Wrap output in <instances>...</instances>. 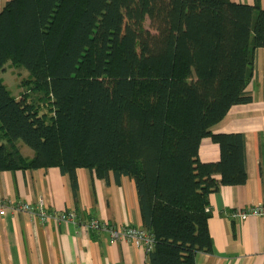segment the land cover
Returning a JSON list of instances; mask_svg holds the SVG:
<instances>
[{
	"label": "trees",
	"instance_id": "16d2710c",
	"mask_svg": "<svg viewBox=\"0 0 264 264\" xmlns=\"http://www.w3.org/2000/svg\"><path fill=\"white\" fill-rule=\"evenodd\" d=\"M260 49L256 3L10 0L0 12V71L21 67L29 89L15 98L0 80V172L58 168L74 197L78 169L126 177L154 238L148 264H196L212 250L209 196L247 181L244 137L210 130L252 101ZM27 92L49 97L50 112ZM206 138L219 147L215 163L199 161Z\"/></svg>",
	"mask_w": 264,
	"mask_h": 264
},
{
	"label": "crops",
	"instance_id": "0c3cea01",
	"mask_svg": "<svg viewBox=\"0 0 264 264\" xmlns=\"http://www.w3.org/2000/svg\"><path fill=\"white\" fill-rule=\"evenodd\" d=\"M9 1L0 0V12ZM229 1L256 3L264 9V0ZM246 91L252 101L232 107L210 132L244 137L247 181L241 186L221 187L209 196L207 227L212 250L198 254L196 264H264V218L240 222L230 218L234 210L264 200V49L255 53L253 77ZM17 149L26 159L34 156L18 143ZM219 154L210 138L201 142L200 162L215 163ZM75 175L76 197L58 168L0 172V205L5 208L0 216V264H148L147 254L131 243H110L106 235L86 232L73 222H40L13 212L15 205L35 206L41 201L47 213L73 211L84 221L93 218L113 226L142 228L132 180H117L112 173L107 179H98L87 169H78Z\"/></svg>",
	"mask_w": 264,
	"mask_h": 264
},
{
	"label": "built area",
	"instance_id": "2783aa9c",
	"mask_svg": "<svg viewBox=\"0 0 264 264\" xmlns=\"http://www.w3.org/2000/svg\"><path fill=\"white\" fill-rule=\"evenodd\" d=\"M5 208L0 205V216L5 214ZM208 211V209H206ZM14 213H25L37 218L40 222L54 220L56 222H73L79 225L86 232H93L104 234L107 236L110 243H131L135 248L143 250L148 253L153 249L154 238L143 228L130 226H113L106 222H101L96 219H89L83 221L78 215L73 212H65L59 215L54 213H47L43 210V203L40 201L35 206L29 204H18L13 208ZM249 217L264 218V200L258 202L245 209H236L230 214V218L234 221L240 222Z\"/></svg>",
	"mask_w": 264,
	"mask_h": 264
},
{
	"label": "rangeland",
	"instance_id": "374dc122",
	"mask_svg": "<svg viewBox=\"0 0 264 264\" xmlns=\"http://www.w3.org/2000/svg\"><path fill=\"white\" fill-rule=\"evenodd\" d=\"M145 28H148V22L145 23ZM8 63V62H7ZM29 78V74L27 71L22 69L21 67L10 66L6 64L3 70L0 71V80L2 84L5 86L9 94L13 97H20L25 93L24 90H28L29 88H22L20 85L22 81H27ZM29 92V91H28ZM28 94L29 99H33L37 97V100L31 102L34 107H37L41 110V113H49L52 103L50 98L44 95V93H36V94ZM18 144L22 147V150L32 151L29 147L24 145L22 142H18ZM33 152V151H32Z\"/></svg>",
	"mask_w": 264,
	"mask_h": 264
}]
</instances>
